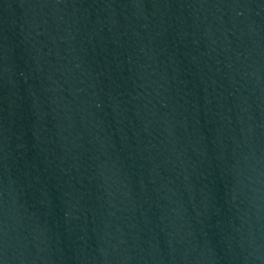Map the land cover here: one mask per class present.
Instances as JSON below:
<instances>
[{
	"label": "water",
	"instance_id": "water-1",
	"mask_svg": "<svg viewBox=\"0 0 264 264\" xmlns=\"http://www.w3.org/2000/svg\"><path fill=\"white\" fill-rule=\"evenodd\" d=\"M0 264H264V0H0Z\"/></svg>",
	"mask_w": 264,
	"mask_h": 264
}]
</instances>
